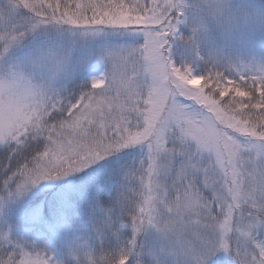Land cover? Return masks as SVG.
<instances>
[{"label":"snow or ice","instance_id":"1","mask_svg":"<svg viewBox=\"0 0 264 264\" xmlns=\"http://www.w3.org/2000/svg\"><path fill=\"white\" fill-rule=\"evenodd\" d=\"M0 264H264V0H0Z\"/></svg>","mask_w":264,"mask_h":264}]
</instances>
